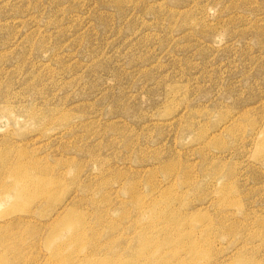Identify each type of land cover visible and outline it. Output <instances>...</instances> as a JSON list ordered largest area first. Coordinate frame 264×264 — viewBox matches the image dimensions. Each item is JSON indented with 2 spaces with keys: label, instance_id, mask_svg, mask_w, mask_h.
Returning <instances> with one entry per match:
<instances>
[{
  "label": "rangeland",
  "instance_id": "rangeland-1",
  "mask_svg": "<svg viewBox=\"0 0 264 264\" xmlns=\"http://www.w3.org/2000/svg\"><path fill=\"white\" fill-rule=\"evenodd\" d=\"M115 258L264 264V0H0V264Z\"/></svg>",
  "mask_w": 264,
  "mask_h": 264
},
{
  "label": "bare ground",
  "instance_id": "bare-ground-1",
  "mask_svg": "<svg viewBox=\"0 0 264 264\" xmlns=\"http://www.w3.org/2000/svg\"><path fill=\"white\" fill-rule=\"evenodd\" d=\"M39 192H40V195H44V196L45 195L47 196L48 193H49V191L46 188H44V187H41V189L39 190ZM118 261H119V258H115L114 261H112V264H115ZM83 264H99V263H94L92 261V262H87V263H84L83 262ZM102 264H111V262H109L108 259H104V260H102Z\"/></svg>",
  "mask_w": 264,
  "mask_h": 264
}]
</instances>
